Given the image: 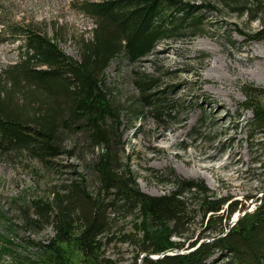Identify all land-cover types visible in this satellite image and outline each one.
Here are the masks:
<instances>
[{
    "label": "trees",
    "instance_id": "obj_1",
    "mask_svg": "<svg viewBox=\"0 0 264 264\" xmlns=\"http://www.w3.org/2000/svg\"><path fill=\"white\" fill-rule=\"evenodd\" d=\"M225 1L234 3L236 12L260 21V26L248 34L264 40V0ZM213 8L217 7L211 1L85 0L82 9L94 18L96 26L93 37L81 41L80 59L31 25L16 27L22 30L25 58L0 75V151L16 155L27 151L47 167L65 153L77 152L86 160L82 153L86 146L92 153L85 161V171H73L70 179L57 184L48 195L33 198L22 209L26 224L44 220L53 227L49 242L40 244L47 264H73L66 244L75 245L84 260L100 264L103 240L110 237L115 218L112 212L136 216L139 236L125 233L122 239L138 242L139 249L148 253L183 247L185 241L172 236H181L189 228L193 204L204 217L210 212L207 226L225 220L223 229L228 224L238 203L231 202L226 215L219 213L228 198L216 197L202 179L174 171L166 178L161 172L160 180L171 186L167 192L151 194L140 188L127 160L130 154L123 159L121 112L125 110L127 121H132L142 117L144 107L150 105L149 111L155 116L170 119L178 100L166 92L169 86L159 88L156 75L138 73L136 82L143 102L122 107L105 77L113 59L124 57L135 63L153 52L163 39L198 35L204 30L205 11ZM243 91L246 99L242 105L252 111L248 118L250 138L261 134L258 144L264 152V87L250 83ZM79 131L84 147L75 137ZM256 160L264 167V157ZM260 199L257 208L240 218L224 236L205 241L187 253L145 256L143 264H207L219 249L226 252L227 264H264V194ZM33 211L35 217H31ZM196 243L194 240L191 245Z\"/></svg>",
    "mask_w": 264,
    "mask_h": 264
},
{
    "label": "rangeland",
    "instance_id": "obj_2",
    "mask_svg": "<svg viewBox=\"0 0 264 264\" xmlns=\"http://www.w3.org/2000/svg\"><path fill=\"white\" fill-rule=\"evenodd\" d=\"M84 1L0 0V75L6 67L25 58L22 30L16 27L31 25L80 59L81 41L93 37L96 26L94 18L82 9ZM189 1H211L217 7L205 11L201 33L190 38L163 39L139 61L132 63L120 57L113 59L105 70L114 99L122 107L143 102L136 82L140 74L156 75L159 88L169 86L166 92L178 100L170 119L155 116L149 111L150 105L144 107L142 117L132 121H127L125 110L121 112L123 159L130 154L127 160L140 188L151 194L167 192L171 186L160 179L174 171L183 177L202 179L216 197H227L228 202L219 213L226 215L229 204L238 203L223 229L225 220L209 227L210 212L204 217L193 204L189 228L181 236H172L185 241L183 247H176L185 250L200 246L206 239L224 236L235 225L236 217L242 218L257 208L264 194V167L256 160L264 157L258 144L262 135L250 138L248 118L252 111L242 105L246 84L264 87V40L250 38L248 34L261 23L250 20L246 13L236 12L232 8L235 4H226L225 0ZM75 137L80 139V147L86 146L81 131ZM69 142L67 136L66 143L70 145ZM82 153L86 160L77 152L65 153L55 158L52 167H47L27 151L20 155L0 151V264H47L40 244L49 242L53 227L44 220L26 224L22 209L33 198L48 195L57 184L70 179L73 171H85L91 151L86 146ZM246 209L251 211L245 214ZM34 211L31 217L36 216ZM112 216L115 218L110 237L104 238L102 247L103 259L107 260L101 259L100 264H143L148 256L143 253L147 251H141L134 240L122 239L125 233L139 236L136 216L113 212ZM194 240L197 243L192 246ZM65 246L73 264H91L75 245ZM171 248L174 247L166 250ZM225 253L216 250L206 263L227 264Z\"/></svg>",
    "mask_w": 264,
    "mask_h": 264
},
{
    "label": "water",
    "instance_id": "obj_3",
    "mask_svg": "<svg viewBox=\"0 0 264 264\" xmlns=\"http://www.w3.org/2000/svg\"><path fill=\"white\" fill-rule=\"evenodd\" d=\"M249 211H251L250 209H246V212H245V214L247 213V212H249ZM241 217H236L235 218V221L237 222L239 219H240ZM222 236V235H221ZM218 237H220V236H218ZM211 239H206V240H204V241H210ZM204 241H202V242H200L199 244H201V243H203ZM197 246L198 245H196V246H194V247H192V248H190V249H179V248H176V247H174V248H171L170 249V251H167V250H165V251H160V252H157V253H155V255L154 254H151V253H147V252H145V253H143V256L144 255H148V256H150V257H153V258H160V257H162L163 255H165L166 253H184V252H190V251H192V250H194L195 248H197Z\"/></svg>",
    "mask_w": 264,
    "mask_h": 264
}]
</instances>
